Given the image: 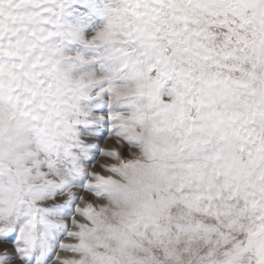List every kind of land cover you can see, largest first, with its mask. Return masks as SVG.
Returning a JSON list of instances; mask_svg holds the SVG:
<instances>
[{
	"label": "clouds",
	"instance_id": "obj_1",
	"mask_svg": "<svg viewBox=\"0 0 264 264\" xmlns=\"http://www.w3.org/2000/svg\"><path fill=\"white\" fill-rule=\"evenodd\" d=\"M64 7L0 0V195L59 204L77 189L31 199L60 180L37 159L115 153L82 161L98 191L49 217L75 236L52 264H264V0H101L79 35Z\"/></svg>",
	"mask_w": 264,
	"mask_h": 264
},
{
	"label": "snow or ice",
	"instance_id": "obj_2",
	"mask_svg": "<svg viewBox=\"0 0 264 264\" xmlns=\"http://www.w3.org/2000/svg\"><path fill=\"white\" fill-rule=\"evenodd\" d=\"M69 3L70 0H64L62 19L72 34L79 35L81 34L79 24H69L66 20ZM96 14L101 16L102 10H96ZM88 31L84 30L83 33ZM94 103L93 113H98L100 119L87 126L91 134L100 140L110 131L111 118L108 112L111 109H106L99 100ZM3 119L4 116L0 113V123ZM89 155L93 159L87 162L92 163L96 156L113 157L115 153L104 151L100 143H89L80 146L79 151L74 152L65 148L63 151L57 150L54 158L53 153L48 152L43 162L36 160L37 178L46 180L48 174H54L60 180L58 183L47 181L40 188L30 190L31 199L46 201L60 197L68 188L77 189L72 197H65L59 204H44L36 208L30 202L14 195L10 194L7 198L0 195V264H52L57 259L58 251L72 249L71 245H65L60 241L65 235L70 239L75 238L74 234L67 231V225L52 223L49 217L59 215L67 219L73 216L78 212L76 204L80 194L98 191L100 185L89 184L86 170L80 167L81 162ZM44 167L49 169V173L39 171Z\"/></svg>",
	"mask_w": 264,
	"mask_h": 264
},
{
	"label": "rangeland",
	"instance_id": "obj_3",
	"mask_svg": "<svg viewBox=\"0 0 264 264\" xmlns=\"http://www.w3.org/2000/svg\"><path fill=\"white\" fill-rule=\"evenodd\" d=\"M98 9H101V0H70L66 20L69 24H79L81 33L84 30L90 31L99 19L96 14Z\"/></svg>",
	"mask_w": 264,
	"mask_h": 264
}]
</instances>
